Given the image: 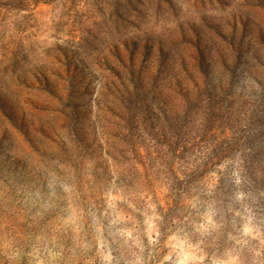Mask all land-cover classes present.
<instances>
[{
    "label": "rangeland",
    "instance_id": "374dc122",
    "mask_svg": "<svg viewBox=\"0 0 264 264\" xmlns=\"http://www.w3.org/2000/svg\"><path fill=\"white\" fill-rule=\"evenodd\" d=\"M28 1L0 0V264H264V0Z\"/></svg>",
    "mask_w": 264,
    "mask_h": 264
},
{
    "label": "trees",
    "instance_id": "16d2710c",
    "mask_svg": "<svg viewBox=\"0 0 264 264\" xmlns=\"http://www.w3.org/2000/svg\"><path fill=\"white\" fill-rule=\"evenodd\" d=\"M46 0H31V1H28V5H30V4H32V3H38V2H42V3H44ZM24 6H26V4L25 5H22V7H24Z\"/></svg>",
    "mask_w": 264,
    "mask_h": 264
}]
</instances>
